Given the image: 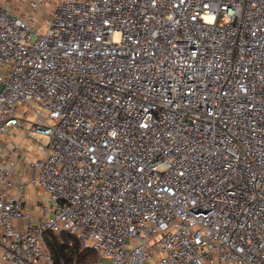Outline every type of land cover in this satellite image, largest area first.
Masks as SVG:
<instances>
[{
	"label": "built area",
	"instance_id": "1",
	"mask_svg": "<svg viewBox=\"0 0 264 264\" xmlns=\"http://www.w3.org/2000/svg\"><path fill=\"white\" fill-rule=\"evenodd\" d=\"M21 123L49 207L0 163V264H54L44 232L84 264H264V0H0V135Z\"/></svg>",
	"mask_w": 264,
	"mask_h": 264
},
{
	"label": "crops",
	"instance_id": "2",
	"mask_svg": "<svg viewBox=\"0 0 264 264\" xmlns=\"http://www.w3.org/2000/svg\"><path fill=\"white\" fill-rule=\"evenodd\" d=\"M30 118L28 116L26 119ZM45 143L46 139L43 136L29 135L24 123L13 128L8 137L0 135V163L11 161L10 169L13 171L11 181L14 185H25L21 190L15 186L9 192L15 197L19 195L23 197V210L34 220L43 219L45 215L42 214V207L48 206V198L43 189L28 184L29 178L36 173V165L44 160L45 154L41 147Z\"/></svg>",
	"mask_w": 264,
	"mask_h": 264
},
{
	"label": "trees",
	"instance_id": "3",
	"mask_svg": "<svg viewBox=\"0 0 264 264\" xmlns=\"http://www.w3.org/2000/svg\"><path fill=\"white\" fill-rule=\"evenodd\" d=\"M42 237L54 264H84L97 259L94 251L82 248L71 234L44 232Z\"/></svg>",
	"mask_w": 264,
	"mask_h": 264
},
{
	"label": "rangeland",
	"instance_id": "4",
	"mask_svg": "<svg viewBox=\"0 0 264 264\" xmlns=\"http://www.w3.org/2000/svg\"><path fill=\"white\" fill-rule=\"evenodd\" d=\"M39 32L42 34L45 32V26L44 25L40 27ZM101 262L102 263H108L109 259L103 258V259H101Z\"/></svg>",
	"mask_w": 264,
	"mask_h": 264
}]
</instances>
